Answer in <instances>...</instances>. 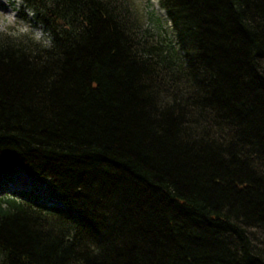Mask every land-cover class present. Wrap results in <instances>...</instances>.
Masks as SVG:
<instances>
[{
	"label": "trees",
	"instance_id": "obj_1",
	"mask_svg": "<svg viewBox=\"0 0 264 264\" xmlns=\"http://www.w3.org/2000/svg\"><path fill=\"white\" fill-rule=\"evenodd\" d=\"M25 0L54 47L0 38V264H264V0ZM23 8V7H22ZM24 9V8H23Z\"/></svg>",
	"mask_w": 264,
	"mask_h": 264
},
{
	"label": "rangeland",
	"instance_id": "obj_2",
	"mask_svg": "<svg viewBox=\"0 0 264 264\" xmlns=\"http://www.w3.org/2000/svg\"><path fill=\"white\" fill-rule=\"evenodd\" d=\"M128 4L132 17L135 19L140 32H146L149 40L172 38L170 23L167 21L165 12L160 8L158 0H122ZM11 0H0V9L7 11ZM19 15L28 19L24 9L21 8ZM36 24L35 20H32ZM31 200L48 206H59V200L52 195L47 184L39 182L35 178L27 176L23 171L17 170L7 178L0 188V195L22 194Z\"/></svg>",
	"mask_w": 264,
	"mask_h": 264
},
{
	"label": "clouds",
	"instance_id": "obj_3",
	"mask_svg": "<svg viewBox=\"0 0 264 264\" xmlns=\"http://www.w3.org/2000/svg\"><path fill=\"white\" fill-rule=\"evenodd\" d=\"M22 7L28 19L20 17ZM35 16L36 12L26 6L25 0H11L7 11L0 9V38L40 49H51L54 47V39L42 23H32Z\"/></svg>",
	"mask_w": 264,
	"mask_h": 264
}]
</instances>
